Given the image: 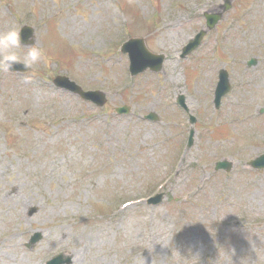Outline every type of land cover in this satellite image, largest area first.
<instances>
[{
	"label": "rangeland",
	"instance_id": "obj_1",
	"mask_svg": "<svg viewBox=\"0 0 264 264\" xmlns=\"http://www.w3.org/2000/svg\"><path fill=\"white\" fill-rule=\"evenodd\" d=\"M218 2L0 0V32L35 26L49 57L33 71L0 72V264H46L62 251L68 264H264V169L245 162L264 151V0H233L203 44L180 57ZM129 35L165 53L160 72L130 76L119 50ZM227 50L259 63H232ZM40 66L41 75L66 72L103 88L107 103L42 84ZM222 66L238 87L249 84L219 115L237 147L218 141L211 125ZM180 93L198 96L188 108L207 126L175 174L188 116L175 105ZM123 104L127 115L114 111ZM151 111L158 121L141 116ZM229 154L231 171H214L210 162ZM155 188L160 204L119 209Z\"/></svg>",
	"mask_w": 264,
	"mask_h": 264
},
{
	"label": "clouds",
	"instance_id": "obj_2",
	"mask_svg": "<svg viewBox=\"0 0 264 264\" xmlns=\"http://www.w3.org/2000/svg\"><path fill=\"white\" fill-rule=\"evenodd\" d=\"M34 43L25 44L22 40L21 29L12 25L0 32V72H10L17 63L26 69L35 70L42 63H47L48 55L40 46L38 38H30Z\"/></svg>",
	"mask_w": 264,
	"mask_h": 264
},
{
	"label": "water",
	"instance_id": "obj_3",
	"mask_svg": "<svg viewBox=\"0 0 264 264\" xmlns=\"http://www.w3.org/2000/svg\"><path fill=\"white\" fill-rule=\"evenodd\" d=\"M229 8V5H226L224 10H227ZM221 13L218 15H213L208 17V30L213 28L217 22V18H220ZM201 31L197 37L189 44V46L185 49L184 55L189 53L192 49H194L202 40L203 35L207 32ZM32 35V32L30 30H26L23 39L25 43L28 42L29 37ZM124 51H128L131 57V69L134 74L138 73L141 70H145L147 67H151L154 70H160L161 69V61L162 57L154 56L151 54L146 46L143 40L140 39H132L124 46ZM156 59L158 64H153V62H150V60ZM155 62V61H154ZM257 167H263L264 166V156L259 158L257 161L254 162ZM36 240V237H34V241ZM70 259H66L64 262H69ZM63 262L62 259H60L59 264ZM52 264V263H50Z\"/></svg>",
	"mask_w": 264,
	"mask_h": 264
}]
</instances>
